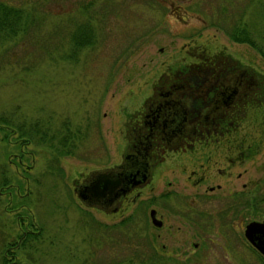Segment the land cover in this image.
Returning a JSON list of instances; mask_svg holds the SVG:
<instances>
[{
	"label": "rangeland",
	"instance_id": "374dc122",
	"mask_svg": "<svg viewBox=\"0 0 264 264\" xmlns=\"http://www.w3.org/2000/svg\"><path fill=\"white\" fill-rule=\"evenodd\" d=\"M0 1L33 15L27 32L0 33V115L25 129L36 121L55 138L71 135L63 153L36 136L16 140L8 128L3 138L0 129V264L3 249L33 227L41 229L38 239L9 248L24 264H146L128 247L148 250L147 240L165 256L154 264H264L242 233L246 221L264 219V200L220 216L224 200L198 201L204 189L190 183L175 154L116 211L85 206L72 190L90 170L120 161L127 114L162 71L188 56V45L223 48L264 76L256 47L225 33L233 21L244 22L263 45L264 0ZM79 20L95 43L70 52L68 32ZM254 108L245 109L237 129L247 136L244 145L257 141L252 158L233 167L240 173L235 184L214 194L264 193V132ZM150 207L161 226L151 223Z\"/></svg>",
	"mask_w": 264,
	"mask_h": 264
},
{
	"label": "flooded vegetation",
	"instance_id": "af4514ba",
	"mask_svg": "<svg viewBox=\"0 0 264 264\" xmlns=\"http://www.w3.org/2000/svg\"><path fill=\"white\" fill-rule=\"evenodd\" d=\"M185 50L188 56L162 71L150 83L139 108L127 114L124 149L129 157L143 152L149 171L143 182L121 197L116 210L134 190L137 195L139 188L154 179L171 153L182 158L190 183L202 185L198 201L224 200L220 216L235 213L238 204L253 199L250 190L228 189L224 195L212 192L235 184L240 173L232 171L233 167L252 158L257 141L244 145L247 136L237 129L248 106L255 107L264 121V76L220 47L210 51L193 44ZM121 161L122 156L109 167Z\"/></svg>",
	"mask_w": 264,
	"mask_h": 264
},
{
	"label": "trees",
	"instance_id": "16d2710c",
	"mask_svg": "<svg viewBox=\"0 0 264 264\" xmlns=\"http://www.w3.org/2000/svg\"><path fill=\"white\" fill-rule=\"evenodd\" d=\"M26 10L22 8L20 5H12L3 1H0V33L3 35L12 34L16 31V29H23L24 32L28 31V27L26 25H29L33 21V15L32 12H25ZM262 16L264 20V11H262ZM27 20V21H26ZM25 22H28L25 23ZM22 25V26H20ZM225 33L227 36L237 42H246L254 47L261 53V55L264 57V44L263 45H257L255 41L253 40L249 29L245 25L244 22L238 23V21H233V23L225 29ZM92 32L91 29L88 27L85 20H79L75 22V26L68 32L69 37V44L71 43V48L69 46L70 52H74L77 48H81L85 45H91L95 43V40L92 38ZM70 56V55H69ZM263 115V113L261 114ZM263 116H261L259 123L261 126V131L264 132L263 128ZM0 129L3 130V138H6L7 133L9 130L10 132L16 131V140H28L33 138L34 136L37 137L38 140H44L47 144L52 146L53 149L57 147L62 150L63 153H69L70 152V144L71 141V135L69 136V133H63L58 136V138H55L54 134H47L45 130L40 129L39 124L34 121L30 123L27 129H25L22 126V123H11V121L7 120L5 117L0 115ZM13 125V126H12ZM9 130H8V129ZM20 137V138H19ZM55 138V139H54ZM264 200V193H262L259 197H253L252 201H246L244 203L243 207H255L257 203ZM131 219V215H127L126 217L122 218L120 220V223L124 224L128 222ZM31 223V222H30ZM34 231L24 230L18 233L17 239L10 242L8 247L3 249L1 253V261L2 264H24L18 260H16L14 249H9L10 246L12 248L15 247H26L29 242L34 241L40 237L41 229L38 227H33ZM149 243V245L147 244ZM144 244H147L148 250H144L143 247H128L130 250H133V255L135 257L140 256L145 260L146 264H154L155 259L159 256V258H165L164 255L160 254L157 250V248L154 246V243H152L151 240L145 241ZM260 255V254H259ZM132 257V256H131ZM263 262L264 258L260 255L259 257ZM15 259V260H14ZM127 262L131 261V258L127 255L126 258ZM108 261H105L103 264H113V263H107ZM162 264V263H160Z\"/></svg>",
	"mask_w": 264,
	"mask_h": 264
},
{
	"label": "water",
	"instance_id": "95a60500",
	"mask_svg": "<svg viewBox=\"0 0 264 264\" xmlns=\"http://www.w3.org/2000/svg\"><path fill=\"white\" fill-rule=\"evenodd\" d=\"M122 153V161L113 167L96 168L85 174L81 181L73 183L72 190L85 205L106 212L115 211L121 197L140 181L149 171V164L143 152L127 155ZM148 215L153 225H161L155 216V209L149 208ZM242 233L247 242L264 257V219H250L243 225Z\"/></svg>",
	"mask_w": 264,
	"mask_h": 264
}]
</instances>
